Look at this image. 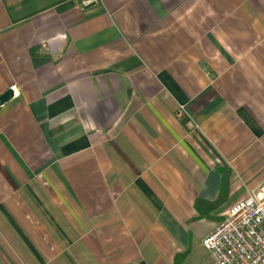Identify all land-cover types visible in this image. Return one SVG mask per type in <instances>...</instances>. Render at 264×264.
<instances>
[{
  "label": "crops",
  "instance_id": "obj_1",
  "mask_svg": "<svg viewBox=\"0 0 264 264\" xmlns=\"http://www.w3.org/2000/svg\"><path fill=\"white\" fill-rule=\"evenodd\" d=\"M0 264H210L264 182V0H0Z\"/></svg>",
  "mask_w": 264,
  "mask_h": 264
},
{
  "label": "built area",
  "instance_id": "obj_2",
  "mask_svg": "<svg viewBox=\"0 0 264 264\" xmlns=\"http://www.w3.org/2000/svg\"><path fill=\"white\" fill-rule=\"evenodd\" d=\"M202 244L210 264H264V182L227 207Z\"/></svg>",
  "mask_w": 264,
  "mask_h": 264
},
{
  "label": "water",
  "instance_id": "obj_3",
  "mask_svg": "<svg viewBox=\"0 0 264 264\" xmlns=\"http://www.w3.org/2000/svg\"><path fill=\"white\" fill-rule=\"evenodd\" d=\"M12 96H13V90L11 88L7 89L4 93L0 95V105L8 101L10 98H12Z\"/></svg>",
  "mask_w": 264,
  "mask_h": 264
}]
</instances>
